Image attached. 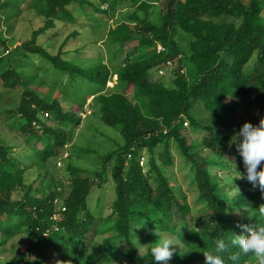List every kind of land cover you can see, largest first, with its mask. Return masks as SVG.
Returning <instances> with one entry per match:
<instances>
[{
    "label": "trees",
    "instance_id": "16d2710c",
    "mask_svg": "<svg viewBox=\"0 0 264 264\" xmlns=\"http://www.w3.org/2000/svg\"><path fill=\"white\" fill-rule=\"evenodd\" d=\"M73 1L27 0L26 7L34 10L43 24L18 48L40 56L59 72L78 75L97 86L94 99L99 105L100 120L118 127L124 142L101 157L100 168L87 176L72 178L67 196L60 197L62 191L56 190L54 181L50 179L47 183V162L59 153L72 134V126L65 128L63 122L75 126L80 118L72 110L64 111L58 100L47 102L29 88L36 74L22 76L12 67H1L5 63L0 64L2 88L16 92L14 106L0 113L14 117L17 122L10 128L17 130L19 136L25 132L34 138L35 145H41L33 147V159L24 165L19 157L13 156V147L0 141V245L25 234L17 255L0 264H42L39 255L49 248L61 258L57 264H157L149 248L142 251L145 259H140L138 246L133 241L135 225L147 218L160 226L159 231L174 234L184 247L167 264H204L203 252L214 251L216 239L228 243L233 233L239 235L245 231L240 225L255 224L253 217L232 219L229 211L246 208L254 214L260 206L257 199L264 193L246 179L239 152L236 161L246 182L230 198L221 193L218 183L209 175L210 159L187 143L184 122L193 130L202 131V145L222 157L230 154L226 143L233 141L245 122L256 126L264 118V0H167L157 22L149 17L151 0H133L138 2L136 9L143 10L144 15L140 17L137 10L132 11L107 33L109 44L116 46L114 55L125 44H133L117 61L114 70L103 62L80 66L59 53L50 54L37 43L39 35L54 28L57 22L73 19L68 9ZM8 5L9 0H0V12ZM93 9L106 12L98 5H93ZM177 31L185 33L188 41L169 85L153 79L150 70L171 61L180 52L173 39ZM0 42L4 53L5 42L3 39ZM156 43L163 49L144 52ZM3 55L0 53V63L4 61ZM253 56V67L245 71ZM112 73L122 91L103 93ZM255 87L258 92L252 112L237 121L238 105L227 99L246 98ZM44 113L54 118L57 127L47 126L40 119L39 114ZM35 124L40 128L35 129ZM170 142L176 146L183 164L189 167L191 183L201 202L196 216L185 193L180 191L177 195L173 191L154 155L147 160L146 174L139 164L144 150L151 153L162 144L164 149L158 155L160 164L165 169L171 168L174 159ZM65 165V171L71 174L79 171L70 161ZM39 167L43 168L42 174L38 172ZM261 168L264 169V164ZM30 170L49 189L47 192L40 189L39 197L34 194L36 179L28 181L26 176ZM152 177L157 182L151 181ZM108 178L114 184L110 213L103 216L101 211L97 216L89 209L87 198L93 185L102 188ZM175 228L180 230L176 232ZM152 238L155 236L149 239ZM229 248L237 251L230 244ZM30 255L35 258L31 259ZM223 256L225 264L253 261L244 255L232 261L228 252Z\"/></svg>",
    "mask_w": 264,
    "mask_h": 264
},
{
    "label": "rangeland",
    "instance_id": "374dc122",
    "mask_svg": "<svg viewBox=\"0 0 264 264\" xmlns=\"http://www.w3.org/2000/svg\"><path fill=\"white\" fill-rule=\"evenodd\" d=\"M243 1L247 2V0ZM149 2H151L149 17L152 21L157 22L160 15L165 11L167 0H151ZM26 3L27 0H9L8 7L0 12V40L3 39L6 46L3 53V45L0 42V53L4 54V61H1L0 64L5 63L1 67H12L22 76L36 74L29 88L33 89L37 95L47 102L52 101V99L58 100L64 111L72 110L80 118L79 124L75 126L68 125L67 121L63 122L62 125L65 128H71L72 126L73 131L70 130L72 134L69 135V140L64 144V147L59 149V153L51 157L47 162V183L52 179L57 186H55L56 190L62 191L60 197H65L68 194L72 178L87 176L94 169L100 168L101 157L105 153L118 148L123 144L124 140L118 127L108 126L100 120L99 105L94 99L97 86L88 83L78 75L71 76L69 73L59 72L52 68L50 62L40 56L28 54L18 48L22 42L30 39L33 30L43 24V19L34 10L28 9ZM137 4L138 2L135 3L133 0H74L68 5L73 19L67 22H57L54 28L47 30V33L44 32V34L39 35L37 43L42 45L50 54L59 53L62 57L80 66L88 67L103 62L114 70L117 66V61L125 55L126 51H129L133 47V44H125L123 49L114 55L113 52L116 46L109 44L107 39L108 30L125 20L129 13L136 11ZM93 5H98L106 12L100 13L95 11ZM137 11L140 17L144 15L143 10ZM173 39L180 52L169 61V64L162 62L150 70V75L153 79L163 80L169 85H171L174 71L179 65L178 60L183 56L182 51L186 50L188 37L185 33L177 31ZM162 49V45L156 43L155 46L145 48L144 52L148 50L158 52ZM254 58L255 56L245 66V71L251 70ZM189 77L192 76L189 75ZM113 90L122 91V88L117 84L115 73L111 74L102 92L106 93ZM257 92L258 88L255 87L246 98L238 100L227 99L230 103L238 105L237 121L244 120L252 112ZM0 94H2L0 95V111L9 108L10 105L11 107L14 106L16 92H6L1 86V81ZM39 117L47 126L55 128L58 125L54 118L47 113L39 114ZM16 122H14L13 116L0 113V141L12 146L13 156L19 157L23 164L27 165L33 159V147H41V145H35L36 141L34 142V138L29 136V134L24 132L19 136L17 130L11 129L10 127H13ZM184 125H186L184 126L186 128L183 130V134L186 136L187 143H190L193 149L198 150L203 156L210 159V165L208 166L209 175L212 181L218 183L221 193L229 198L238 194L246 182V179H235L239 175L236 161V154L238 153L237 144L239 142L234 141V139H232L233 141H228L226 146L230 154L220 157L211 153L202 145L201 140L204 135L202 131L193 130L186 122H184ZM34 126L35 129L40 128L39 124H35ZM170 143V152L174 159L171 168L165 169L160 164L158 155L164 149L162 144L153 148L151 153L144 150L139 158V164L146 174L148 172L147 160L151 155H154L159 163V167L169 178V184L173 191L177 195L180 191L185 193L187 201L192 206V214L196 216L201 209V202L197 198L195 186L191 183L189 167L183 164L184 162L177 152L176 146L172 142ZM74 152L76 156H73ZM68 161L78 166L79 171L72 174L65 171V163ZM180 163L181 166H179ZM34 171L37 173L38 169ZM38 172L42 174L43 168L39 167ZM26 176L29 178L28 181L36 179L33 185L36 187L34 194L37 197L41 195L40 189H44V192L49 190L47 186L42 185L39 179L35 177L33 170L27 172ZM151 181L157 182V178L152 177ZM90 191L87 202L91 212L97 216L101 211L103 216L108 215L110 213L109 203L114 199V184L112 179L108 178L102 188L93 185ZM60 197L56 199V202L59 201ZM260 199H257L258 203L260 205L264 204V195ZM250 214L246 208H242L238 210L231 209L228 216L232 219L248 220L251 218ZM147 219L143 222H138L139 224L135 225V229L133 230L135 238L138 239L133 238V241L138 247H140L139 243L145 245L143 248L145 251L148 248L150 249V243H153L157 239L154 235L156 228L160 229L158 224ZM156 219H160V216H156ZM175 229L176 232L180 230ZM160 232L163 237L175 238L180 244L171 246L173 249L172 258L176 257L179 252L184 251L183 245L174 234L168 231L160 230ZM151 236H155V238L150 240ZM24 238L25 234L21 233L4 243L1 239V243L3 244L0 245V262L17 255L18 248ZM30 256L31 259L35 258L34 255ZM39 257L42 264H57L61 260V258L55 255L52 248L47 249ZM245 264H255V262L253 260Z\"/></svg>",
    "mask_w": 264,
    "mask_h": 264
},
{
    "label": "clouds",
    "instance_id": "9594fccd",
    "mask_svg": "<svg viewBox=\"0 0 264 264\" xmlns=\"http://www.w3.org/2000/svg\"><path fill=\"white\" fill-rule=\"evenodd\" d=\"M236 138H242L237 144V150L246 169V179L252 183L254 188H259L264 193V169L261 168V165L264 164V118H261L256 126L245 122L240 131L236 133L234 139ZM238 173L239 175L235 179H245L243 173ZM250 216L255 218V224L252 226L240 225L245 231L239 235L233 233L228 243L224 239H216L214 251L203 252L204 264H225L223 254L226 252L229 253L228 258L232 261H237L241 255H244L250 256L255 264H264V204L260 205L257 211ZM154 235L157 239L150 243V255L157 264H167V261L173 256L171 246L180 244L175 238L163 237L157 228ZM133 238L137 239L135 234ZM229 244L237 251H230ZM139 245L140 247H137L138 256L140 259H145L142 255L145 245L140 243Z\"/></svg>",
    "mask_w": 264,
    "mask_h": 264
},
{
    "label": "built area",
    "instance_id": "2783aa9c",
    "mask_svg": "<svg viewBox=\"0 0 264 264\" xmlns=\"http://www.w3.org/2000/svg\"><path fill=\"white\" fill-rule=\"evenodd\" d=\"M170 62L169 61H167V64H169ZM160 72H162L161 70H160ZM129 156V155H128ZM54 217H55V214H54ZM56 229V228H55Z\"/></svg>",
    "mask_w": 264,
    "mask_h": 264
}]
</instances>
